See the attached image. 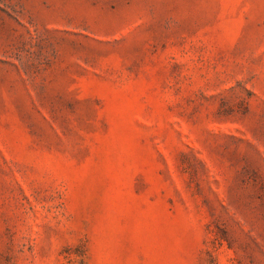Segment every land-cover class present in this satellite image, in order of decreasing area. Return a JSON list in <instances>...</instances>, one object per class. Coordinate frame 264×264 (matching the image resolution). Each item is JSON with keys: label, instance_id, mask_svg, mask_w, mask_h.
Returning a JSON list of instances; mask_svg holds the SVG:
<instances>
[{"label": "rangeland", "instance_id": "obj_1", "mask_svg": "<svg viewBox=\"0 0 264 264\" xmlns=\"http://www.w3.org/2000/svg\"><path fill=\"white\" fill-rule=\"evenodd\" d=\"M0 264H264V0H0Z\"/></svg>", "mask_w": 264, "mask_h": 264}]
</instances>
